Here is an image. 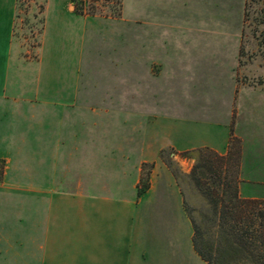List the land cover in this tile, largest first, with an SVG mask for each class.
Listing matches in <instances>:
<instances>
[{
    "label": "crops",
    "instance_id": "crops-1",
    "mask_svg": "<svg viewBox=\"0 0 264 264\" xmlns=\"http://www.w3.org/2000/svg\"><path fill=\"white\" fill-rule=\"evenodd\" d=\"M125 1L120 0L119 16L88 14L72 0L47 1L37 57L26 65L12 57L18 0H0V101L27 104L24 120L30 137L41 126L48 147H83L87 117L112 112V104L125 105L130 113L135 103L160 104V94L148 84L141 94L135 91L134 70L138 67L152 81L161 77L160 57L171 53L166 52V38L181 31L180 0H130L141 17L125 16ZM103 40L109 46L104 56ZM238 55L236 51V61ZM106 69L125 74L116 76L113 89L102 95L101 80L93 73ZM231 102L221 117L201 124L177 106L172 123L157 121L153 113L154 121L144 128L147 139L138 149L141 159L136 165L107 161L102 168H109L108 174L71 178L55 171L24 179L2 173L0 264H207L193 246L183 184L160 151L170 147L171 160L186 164L183 176L193 160L180 152L209 147L225 154L236 136ZM248 103L255 115L264 112L256 106L261 98ZM253 147L252 165L242 148L239 195L264 199V137H256ZM54 160L55 154L53 169ZM143 164L149 165L147 179L141 178ZM124 167L136 171L128 174L121 171Z\"/></svg>",
    "mask_w": 264,
    "mask_h": 264
},
{
    "label": "rangeland",
    "instance_id": "rangeland-1",
    "mask_svg": "<svg viewBox=\"0 0 264 264\" xmlns=\"http://www.w3.org/2000/svg\"><path fill=\"white\" fill-rule=\"evenodd\" d=\"M47 1L51 3L54 0H18L12 57L22 64L31 65L36 60L42 17L39 5ZM84 1L80 8L88 14L120 15V0ZM249 2V19L242 26L243 0H180L181 31L176 33L174 39L166 38L165 49L171 53L170 56L168 53L160 57L164 58V61H160L163 68L161 77L152 81L147 76L143 78L141 75L144 73L138 67L134 70L135 91L141 94L148 84V88L160 94V104L135 103L133 113L126 112L125 105L112 104V112H102L95 118L87 117L85 120L89 125H85L86 144L83 147H48L45 128L39 126L35 137L28 134L24 120L28 112L26 103L16 104L7 99L0 101V175L4 173L28 179L30 176L52 175L56 171L71 178L79 175L90 177L108 174L110 169L102 168L107 161L116 160L119 164L127 161L136 165L141 159L138 149L144 146L147 139L144 135L145 125L148 121H154L155 115L157 121L172 123L177 106L182 115H194L199 124L206 123L212 120L210 118L221 117L231 99V128L236 134L233 139L240 147L244 145L242 148L252 165L253 143L256 137H264V112L255 115L254 105L248 103L253 98H261L262 103L256 106H262L264 111V24L256 25L252 20L258 15L257 10L264 6V0ZM131 3L130 0L124 2V15L141 17V9L131 6ZM241 45L242 54L239 56ZM108 47L103 40L102 56ZM122 74L125 72L114 73L108 69L93 73L95 78L101 80L102 95L113 89L118 80L116 76L120 78ZM116 86L119 88L122 84ZM19 116L23 120H18ZM95 130L111 135L92 134ZM170 149L165 147V153ZM54 154L57 160H54L56 167L53 169ZM172 160L182 176L180 180L187 196V205L197 221H202L201 226L208 229V240L216 249V230L209 221L201 218L202 211L208 207L198 194L195 195L187 177L182 175V167H186V164H180L175 157ZM144 168L143 172L147 167ZM122 169L128 174L136 171L130 167ZM112 171L120 170L113 167ZM218 251L219 264L241 263L243 259L224 245Z\"/></svg>",
    "mask_w": 264,
    "mask_h": 264
},
{
    "label": "trees",
    "instance_id": "trees-1",
    "mask_svg": "<svg viewBox=\"0 0 264 264\" xmlns=\"http://www.w3.org/2000/svg\"><path fill=\"white\" fill-rule=\"evenodd\" d=\"M78 3V8L84 0H72ZM251 0H245L242 26L248 21V6ZM255 2V0H253ZM76 5V7H77ZM43 5H39V12H42ZM258 15L253 17L256 25L264 24L262 15L264 6L260 7ZM43 18L40 19L38 34H41ZM243 33V31H241ZM40 43V42H39ZM38 43V45H39ZM242 54V45L239 49V56ZM230 139L229 147L225 154H219L209 147H199L180 152L181 157L193 160L190 172L187 174L189 184L199 195L205 205L206 211H202L203 219L209 221L216 230V246L208 240L207 230L201 226L202 221H197L192 209L185 202V211L193 226V246L198 255L207 264L218 263V248L227 246L234 255L242 256L241 263L235 264H264V199H245L239 195L240 163L242 147ZM237 142V143H236ZM173 152L160 151V158L171 169L175 178L182 177L178 168L169 157ZM149 166L143 164V167ZM149 171L141 173V178L147 179ZM201 222V224H200Z\"/></svg>",
    "mask_w": 264,
    "mask_h": 264
}]
</instances>
